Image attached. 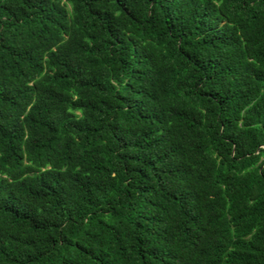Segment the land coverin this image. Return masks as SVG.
I'll return each instance as SVG.
<instances>
[{
    "label": "trees",
    "instance_id": "1",
    "mask_svg": "<svg viewBox=\"0 0 264 264\" xmlns=\"http://www.w3.org/2000/svg\"><path fill=\"white\" fill-rule=\"evenodd\" d=\"M0 264H264V0H0Z\"/></svg>",
    "mask_w": 264,
    "mask_h": 264
}]
</instances>
